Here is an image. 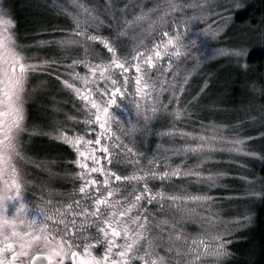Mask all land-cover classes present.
<instances>
[{
	"label": "snow or ice",
	"instance_id": "snow-or-ice-1",
	"mask_svg": "<svg viewBox=\"0 0 264 264\" xmlns=\"http://www.w3.org/2000/svg\"><path fill=\"white\" fill-rule=\"evenodd\" d=\"M205 5L206 0L203 3L201 0H154L151 7L142 0H106L101 9L72 0L75 11L70 12L58 3L54 4L75 24L73 32L56 43L62 48H83L86 56L84 60H73L67 67L83 64L87 71L84 75L70 73L74 81L80 82V87L76 82L62 79L56 72L51 75L83 103L87 127L84 135L70 136L61 132L56 137L75 149L78 157L75 163L80 169L75 178L80 183L78 188L67 193L69 202H59L60 206L51 213L45 207L29 211L22 196V183L28 181L14 161L24 159L20 136L26 131V86L35 74L49 71L55 61H40L27 55L25 48L17 44L14 33L5 27L12 22L0 20V184L7 193V198L0 201V264H221L222 259L230 255L222 235L212 232L205 236L206 229L189 239L183 229L177 231L179 221L175 218L166 239L163 229L159 235H153L154 228H160V223L165 226L169 223L163 220L154 225L156 214L151 211L154 206L163 211L167 204L169 210L179 213L184 220L194 214L189 203L212 199L187 192L177 194L175 189L168 187L174 178L196 177L213 182L214 177L184 171L183 160L181 165L173 167L168 163V157H163V164L149 161L147 168L140 167L141 162L135 158L122 161L121 156L136 157L138 154L120 142V136L112 127L114 123L123 124L112 111L113 106H119L118 97H133L135 114L143 119V131L146 132L153 131L155 124L169 117L179 121L188 107L199 103L207 82L186 104L182 100L187 94L191 72L199 65L188 70L181 69L178 62L191 56L184 43L191 33L188 25L207 15ZM189 11L198 15L187 16ZM181 14L186 18L182 19ZM102 15L108 17L107 24L101 19ZM181 24L184 31L180 29ZM89 28L94 31L106 28L108 35H88ZM165 28H173L174 34L163 30ZM157 31L159 37L152 42ZM209 33L216 35L211 29L203 35ZM126 38L133 43L127 45ZM97 41L103 44L106 56L96 50L94 42ZM191 42L195 43V40ZM241 55L229 48L213 51V57H235L237 63ZM130 68L136 74L134 92L128 90ZM119 76L123 77L122 82L117 78ZM102 83L104 87H101ZM251 119L255 121L257 117ZM259 119L264 126V112ZM97 126L99 135L94 140L86 139V133H95ZM118 131L127 138L141 129L132 124L127 131L123 127H118ZM157 135L170 138L172 147L162 151L171 152L174 157L186 159L189 153L220 150L213 143H205L207 137H200V143H177L178 138L191 134L180 132L174 126ZM105 136L109 141H117L112 145L115 155L109 146L102 144ZM251 139L228 141L232 145L228 151L264 159L262 153L245 151L246 143ZM97 145L106 154L109 168L101 165L97 158ZM125 162L137 166L132 174L122 175L111 170ZM97 175L102 179H97ZM156 183L159 188L152 186ZM248 183L251 185L255 181ZM166 189L170 194H166ZM248 195L264 198V190L250 188ZM10 201L15 202V211L11 215L8 212ZM245 219L250 220V217Z\"/></svg>",
	"mask_w": 264,
	"mask_h": 264
},
{
	"label": "rangeland",
	"instance_id": "rangeland-1",
	"mask_svg": "<svg viewBox=\"0 0 264 264\" xmlns=\"http://www.w3.org/2000/svg\"><path fill=\"white\" fill-rule=\"evenodd\" d=\"M39 1L40 0H37V2L31 5V9L36 11L43 3ZM247 1L248 0H206L205 11L207 15L188 25L191 29V33L188 34L184 43L187 45L191 56L182 58V62L178 63L181 69L186 68L191 70L194 65L198 64L199 66L195 72H191L187 94L182 98L183 102L186 104L191 100L192 96L195 95L200 87L204 86L205 82H207L208 86L204 93L201 94L199 103L188 107L184 116L179 121L172 120L171 117H169L168 120H163L155 124L153 131H143L144 122L141 117L135 114V107L131 102L133 98L125 101V109H127V111L124 109L119 117L121 121H123V124L120 126L116 125V134L120 136V142H122V144L132 147L138 155L136 157L127 155L121 156L120 159L122 161L135 158L141 162L140 167L147 168L149 161L163 164V157H168V163L173 167L181 165V160H183L184 163L182 167L184 171L191 170L200 172L204 177H214L213 182L198 180L196 177L174 178V180L168 184V187L175 189L177 194L187 192L191 195L210 196L212 199L207 202L189 203L188 207L193 210L194 214L184 220H181L179 213H174L169 210L167 204H165L163 211L159 209V206H154L151 209V211L156 214L155 220L153 221L154 225L163 220H168L169 223L167 226L160 223V228H154L153 235H159L161 229H163L166 239L167 232L171 228L173 218H175L176 221H179L177 224V231L183 229L189 239L208 229V231L205 232V236L212 232L220 234L227 241L226 246L228 247L236 231L242 229L240 224L235 225V219L239 217L238 214L245 213L247 210L249 203L247 189L249 190V188L246 189V158L254 156L228 151V149L232 147L228 141L236 138L243 139L249 137V135H247L249 133L244 131L245 126L243 124L246 120V127L248 130L250 122L247 120H252V117L248 119L245 117L244 120V116H242L243 122L228 127L227 118H231V115L236 112L235 108L232 109L230 105L232 102L231 83L227 80L228 76L225 73L228 72L229 75L231 69L230 65L236 67L239 63H237V58L235 57H213V51L216 48L235 49L242 53L238 58L239 62L243 61L241 57H244L246 52V46H244L245 44L243 43L247 42L250 37H247L243 31H241V34L234 35L230 30L231 27L227 26V24L231 22L234 9L244 6ZM49 2L53 4L58 3L64 8H67L70 12L75 11L72 6V0H49ZM80 2L91 6H98L102 9L106 0H80ZM142 2H146L148 6L151 7L154 0H142ZM201 2L203 3L204 0H201ZM15 7L16 5L10 0H0V20H10L12 22L11 25H5V27H8L9 31L14 33L17 44L25 48L27 55L37 58V60L55 61V64L50 67L49 71L35 74L26 86L24 93L26 131L21 133L20 136V145L24 146L22 150H29L27 146H39V155L47 157L44 159L43 157L37 158L35 156L28 161L26 167L29 170L33 169L37 176L41 177L46 183H49L51 187V198L49 200L52 201L51 205L55 208L60 206L59 202L68 203L69 199L67 193L72 192L74 188H78L80 183L75 178V174L80 171L78 165L75 163L78 158L75 149L71 146L70 153L66 152L67 150L64 151L63 147L67 143L56 137L61 132H67L70 136L74 134L81 135L83 134L82 131L86 129L87 126L84 124L86 116L83 103L75 96L72 90L64 88L59 81L55 80L51 72H56L58 75H61L62 79H69L70 82H76L71 78L70 73L79 72L81 75H84L87 69L83 64L73 68H68L67 66L72 65L73 60L86 59V56L83 48H62L56 43V41L72 33L75 29V24L68 15L67 17L70 23L65 27V32L62 31L56 36H45L40 34L36 36L33 42L29 41L25 43L19 40L15 29L16 25L13 20V11ZM120 7H123V4H121ZM62 12L63 11H61V13ZM192 15H198V13L193 11L187 12V16ZM181 18L184 19L186 16L181 14ZM101 19H103L106 24L109 22L106 15H102ZM174 27L175 26H173V28ZM173 28H165L163 30L170 31V33L174 34ZM180 29L184 31L183 24L180 25ZM209 29L216 32V35L212 36L211 33L207 36L203 35V33L207 32ZM198 31L201 35H192V33ZM88 35L107 36L108 31L106 28L100 29L99 31H94L89 28ZM158 37L159 31L152 37V42H155ZM192 40H195V43H192ZM125 43L131 45L133 41L126 38ZM94 46L96 50L104 53L105 56L107 55L106 49L99 41L94 42ZM96 62L98 63L100 61L97 60ZM48 79H52L55 83H52V85L56 86L53 93L45 87L47 86L45 83L49 81ZM76 83L78 87L81 86L80 82ZM53 96L56 98H52ZM165 103H167V99H165ZM239 109L241 113L244 108L240 106ZM242 113L246 115L248 112L243 111ZM204 116H207V118ZM191 117H193V119ZM132 124H136L141 131L125 138V136L118 131V127H123L124 130L127 131ZM172 126L177 128L180 132L191 134L190 136H185L183 139L178 138L177 143L195 144L201 142L199 140L200 137H207L208 139L205 143H213L215 148L220 150L214 152L204 151L198 154L189 153L186 159L183 156L174 157L171 152L162 151V149H169L172 147L170 138L157 135V133L165 131ZM242 126H244V128ZM213 137H215V140H213ZM41 149H43L44 152ZM48 151L56 152V154L50 153V155H48ZM245 151L252 152L247 149L246 146ZM52 155H54V157ZM48 156L51 157L48 158ZM67 157L70 159V162H65V159H68ZM256 158L257 157L252 158V160ZM233 165L238 168L234 181L241 183L243 187L240 192L239 190L235 191L236 187H231L232 190L226 191L223 199L219 201L217 196L221 194H216L214 191L217 190L218 187L224 189L228 188V182L226 180H231V178L226 168ZM136 168V165H128L125 162L111 169L117 171L118 174L129 175L132 174ZM53 173L55 174L54 176L52 175ZM248 180L252 181V176L249 175ZM152 186L159 188L160 185L156 183ZM253 188L258 191L260 187L255 185ZM166 194H170L167 193V189ZM234 194H236L238 199H241L239 205L235 208L233 207L236 206L237 203L232 202L236 199ZM231 213L233 214L231 215ZM232 222H234V224H232ZM165 247H167V245H165ZM227 258L228 256L223 258L221 264H225Z\"/></svg>",
	"mask_w": 264,
	"mask_h": 264
},
{
	"label": "trees",
	"instance_id": "trees-1",
	"mask_svg": "<svg viewBox=\"0 0 264 264\" xmlns=\"http://www.w3.org/2000/svg\"><path fill=\"white\" fill-rule=\"evenodd\" d=\"M10 1L16 5L13 11V20L16 25L17 36L19 40L25 43L35 41L36 36L40 34L45 36L59 35L62 31H66L65 27L70 23L67 15L61 13V9L54 6L49 0H40L39 2L43 3L36 11L30 6L37 0ZM227 26L231 27L230 30L234 35L241 34L243 31L247 37H250L247 42L243 43L246 46L245 56L241 57L243 61L239 62L236 67L230 65L229 75L228 72L225 73L228 76L227 80L231 83L232 102L230 105L232 109L235 108L236 112V115L232 114L231 118H227V125L229 127L243 122L242 116H244V120L245 117L247 119L257 117L255 121L247 120L250 122L248 130L246 120L244 121V131L253 138L247 141L246 147L252 152L264 154V135H262L264 134V126L259 119L261 113L264 112V0H248L244 6L234 9L231 22ZM244 65L247 67H243ZM48 80L45 83L48 87H45L53 93L56 86L52 83H55L52 79ZM52 98L56 97L53 96ZM240 106H243L248 112L246 115L242 113L243 111L246 112L244 109L241 113L239 112ZM204 117L207 118V116ZM191 118L193 119V117ZM244 126L242 127L244 128ZM252 158L255 157L246 158V189L258 185L260 187L258 191H261L264 190V159L257 157L258 159L252 160ZM226 169L231 180H226L228 188L218 187L214 191L216 194H221L217 196L219 201L223 199L226 191L232 190L231 187H236L235 191L239 190V192L243 187L241 183L234 181L238 168L233 165ZM249 175L252 176V181L256 180L254 184L248 183ZM240 201L241 199L236 196L232 202L237 203V205L233 208L237 207ZM248 201L246 212L238 214L239 217L235 219V225L240 224L242 229L236 231L233 240L228 244L227 248L230 255H228L225 264H264V198L249 196ZM245 217H250V220L245 219Z\"/></svg>",
	"mask_w": 264,
	"mask_h": 264
},
{
	"label": "flooded vegetation",
	"instance_id": "flooded-vegetation-1",
	"mask_svg": "<svg viewBox=\"0 0 264 264\" xmlns=\"http://www.w3.org/2000/svg\"><path fill=\"white\" fill-rule=\"evenodd\" d=\"M129 75V82H128V90L129 92H134L135 91V70L133 68H130V71L128 73ZM121 82L123 81V77L119 76L117 77ZM105 85H101V87H104ZM99 98V97H98ZM133 98L132 96H129L128 98H122L118 97L117 98V104L119 106H113V114L114 116L120 117V115L123 113L126 103L125 101L128 99L130 100ZM113 132L117 133L116 130V124H113ZM84 135L85 134V129L82 131ZM100 130L98 126L95 129V133L93 132H87L86 133V139H91L94 140L96 135H99ZM117 135V134H116ZM117 143V141L112 140L109 141L107 136H105L102 139V144H105L109 146L110 151H113L115 155V150L112 148V145ZM29 147V150H22L24 148L23 145H20V151L21 154L24 156V159L17 158L14 163L23 170V173L25 174V180L28 181V183H22V196H23V202L29 206V211H32L34 209H37L39 207H45L47 210L51 213L53 211V207L51 204H48L49 199L51 198V187L49 183H46L41 177L37 176V174L34 172L33 169H28L26 165L28 164V161L33 159L35 156L38 157H43L44 159L47 157L40 156L39 155V146H27ZM98 151L96 152L97 158L100 159L101 165H103L105 168H109L110 166L108 165L106 154H103L102 151H100V146H95ZM43 151V149H41ZM63 150L70 153L71 150V145H64ZM44 152V151H43ZM63 152V151H59ZM50 153L56 154V152L53 151H48V155ZM54 157V155H52ZM51 156H48L50 158ZM68 158V157H67ZM68 161L70 162V159H65V162ZM90 163V162H89ZM114 171L113 169H111ZM97 179H102L101 176L97 175ZM2 184H0V188H2ZM119 199V197H116ZM15 211V202L10 201L8 203V212L9 215L13 214Z\"/></svg>",
	"mask_w": 264,
	"mask_h": 264
},
{
	"label": "clouds",
	"instance_id": "clouds-1",
	"mask_svg": "<svg viewBox=\"0 0 264 264\" xmlns=\"http://www.w3.org/2000/svg\"><path fill=\"white\" fill-rule=\"evenodd\" d=\"M7 198V193L3 188H0V201Z\"/></svg>",
	"mask_w": 264,
	"mask_h": 264
}]
</instances>
